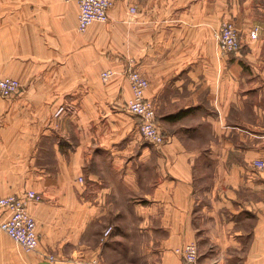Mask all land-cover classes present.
<instances>
[{
  "label": "crops",
  "instance_id": "1",
  "mask_svg": "<svg viewBox=\"0 0 264 264\" xmlns=\"http://www.w3.org/2000/svg\"><path fill=\"white\" fill-rule=\"evenodd\" d=\"M256 8L114 0L108 21L80 31L75 0H0V74L20 81L0 95V195L41 196L28 204L38 251L0 228V264H44L48 253L55 264H187L176 249L189 242L198 264H264ZM223 19L242 36L227 56L216 37ZM131 59L150 81L163 144L144 138L127 109Z\"/></svg>",
  "mask_w": 264,
  "mask_h": 264
},
{
  "label": "built area",
  "instance_id": "2",
  "mask_svg": "<svg viewBox=\"0 0 264 264\" xmlns=\"http://www.w3.org/2000/svg\"><path fill=\"white\" fill-rule=\"evenodd\" d=\"M71 1V0H66ZM79 5L78 28L85 31L94 21H108L110 9L114 0H75ZM135 11V7H132ZM218 47L222 56L237 52L242 47V36L235 21L223 19L216 30ZM115 71L107 69L102 72V78L108 80ZM125 74L129 80L132 95L128 99L127 109L139 119V130L143 137L155 144H163L166 137L156 119V104L154 100L146 96V90L150 85L149 79L136 67L133 59L126 68ZM20 87L19 79L0 74V95L10 96ZM254 165L264 168V160L256 159ZM83 179V177H80ZM40 194L35 190H28L24 195L10 194L0 195V210L5 211L0 220V228L15 241L20 243L26 251H38L39 235L37 232V221L29 209L31 200H39ZM113 226L104 230L103 237H108ZM187 264H198L199 250L194 242L186 243L176 249ZM48 260L55 264L58 259L50 254L46 255Z\"/></svg>",
  "mask_w": 264,
  "mask_h": 264
},
{
  "label": "rangeland",
  "instance_id": "3",
  "mask_svg": "<svg viewBox=\"0 0 264 264\" xmlns=\"http://www.w3.org/2000/svg\"><path fill=\"white\" fill-rule=\"evenodd\" d=\"M254 18H258V20H264V0H258V8H256L255 10H254ZM232 20V19H231ZM234 21V20H233ZM260 22V21H259ZM258 25H255V29H258ZM113 231V230H112ZM103 234H104V232H103ZM112 234V233H111ZM110 234V235H111ZM110 235L108 236V237H110ZM108 237H106V238H104L103 236H102V240H106ZM48 254H50V255H53V256H55L58 260H59V258H58V256L56 255V254H53V253H48Z\"/></svg>",
  "mask_w": 264,
  "mask_h": 264
},
{
  "label": "water",
  "instance_id": "4",
  "mask_svg": "<svg viewBox=\"0 0 264 264\" xmlns=\"http://www.w3.org/2000/svg\"><path fill=\"white\" fill-rule=\"evenodd\" d=\"M44 264H52L51 262L46 261Z\"/></svg>",
  "mask_w": 264,
  "mask_h": 264
}]
</instances>
